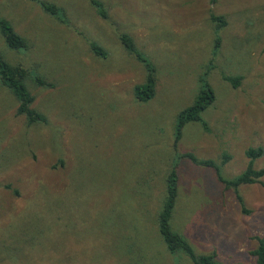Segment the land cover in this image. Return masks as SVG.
I'll return each instance as SVG.
<instances>
[{
	"label": "rangeland",
	"instance_id": "rangeland-1",
	"mask_svg": "<svg viewBox=\"0 0 264 264\" xmlns=\"http://www.w3.org/2000/svg\"><path fill=\"white\" fill-rule=\"evenodd\" d=\"M43 1L64 18L32 0H0V20L28 44L12 51L0 34V53L49 85L26 80L32 108L46 118L29 126L0 83V264H192L168 253L157 228L175 164L173 230L196 255L254 264L255 238H264V188L240 186L242 207L214 170L178 155L219 164L227 154L226 180L245 170L250 147L263 149L253 163L263 166L264 0ZM91 1L103 5L104 18ZM211 14L225 26L217 31ZM122 34L155 66V95L146 103L134 97L146 72ZM206 72L215 93L202 113L207 130L186 125L174 149L178 115ZM224 76L240 77L239 86Z\"/></svg>",
	"mask_w": 264,
	"mask_h": 264
},
{
	"label": "trees",
	"instance_id": "trees-1",
	"mask_svg": "<svg viewBox=\"0 0 264 264\" xmlns=\"http://www.w3.org/2000/svg\"><path fill=\"white\" fill-rule=\"evenodd\" d=\"M36 3L46 14L53 18H64L62 9L54 4L48 3L43 0H32ZM212 3L215 0H210ZM92 6L101 17H105L103 5L98 1H91ZM212 23H216L217 31L225 26L222 17L210 15ZM0 34L3 37L4 43L12 51L26 50L28 47L27 41L18 35L10 23L4 19L0 20ZM119 41L126 50V52L134 57L139 62L145 72V81L141 85L134 87V97L136 101L146 103L153 99L156 87V69L153 63L141 53L135 46L130 36L122 34ZM219 37L214 40L213 51L217 52L219 48ZM91 51L98 57L105 58L106 52L97 44L90 43ZM208 72L202 74L199 79V91L194 98L192 104L179 113L176 128H175V141L174 149H177V143L181 139L183 128L190 123H199L204 129L207 130L206 122L202 119V113L207 110L215 101V93L207 81ZM30 78L37 87H48L45 82L36 75H32L27 69L21 65H15L7 62L3 55L0 53V83L10 90L17 101V115L23 116L27 124H46V118L43 114L37 112L32 108L34 101L33 96L28 90L26 80ZM223 79L230 83L233 88L239 86L240 77H223ZM28 81V80H27ZM180 158H187L197 166H203L214 170L218 181L227 190H233L238 202L243 207V201L238 193L240 186L259 184L264 188V183L261 179L264 177V164L260 169H254L253 163L255 160L263 156V149L248 148L245 151V156L248 159V164L245 170L233 179L226 180L221 175V168L229 161L230 157L227 154L221 156V162L218 164L213 160H200L191 154L178 155ZM178 198V175L177 165H173L168 170L165 177V194L157 214V228L158 233L166 247L168 253L174 257L179 255L186 256L192 264H219L215 261L214 254L210 255H196L186 238L173 230L171 220L173 218L175 205ZM247 212V211H245ZM257 247L250 253L254 257V264H264V238H255Z\"/></svg>",
	"mask_w": 264,
	"mask_h": 264
}]
</instances>
